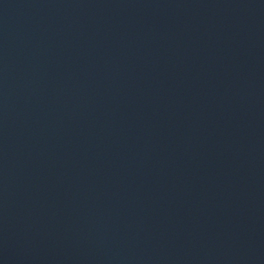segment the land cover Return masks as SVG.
I'll list each match as a JSON object with an SVG mask.
<instances>
[{
	"label": "water",
	"instance_id": "1",
	"mask_svg": "<svg viewBox=\"0 0 264 264\" xmlns=\"http://www.w3.org/2000/svg\"><path fill=\"white\" fill-rule=\"evenodd\" d=\"M0 264H264V0H0Z\"/></svg>",
	"mask_w": 264,
	"mask_h": 264
}]
</instances>
